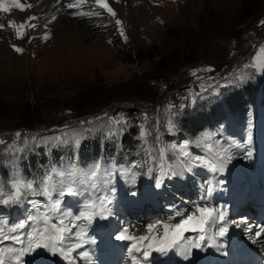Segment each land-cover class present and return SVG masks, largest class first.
<instances>
[{
    "label": "rangeland",
    "instance_id": "1",
    "mask_svg": "<svg viewBox=\"0 0 264 264\" xmlns=\"http://www.w3.org/2000/svg\"><path fill=\"white\" fill-rule=\"evenodd\" d=\"M122 1L126 11L121 16L117 12L112 16L106 11V15L100 14L98 18L94 7L88 15L83 13L82 21L58 23L50 18L48 27L52 26L48 32L41 27L30 28L32 20L27 25L29 19L10 21L0 15V36L12 54L0 56V166L12 165L17 158L19 166L24 162L22 168L28 165L32 170L27 180L41 177L47 181L37 187L38 192L49 199L47 215L57 224L61 219L64 221L59 226L68 230L67 243L80 245L69 252L75 264H93L79 252L81 245L99 240L101 249L108 250L111 240H118L116 237L122 229V235L130 229L128 221L134 224L132 228L138 229V238L155 230L149 231V225H159L156 232L161 237L165 224H180L187 219L184 205L188 206L187 200L200 196L204 202L207 186L201 187V183L195 182V178H208L204 158L190 152L188 142L178 138L165 143L166 152L176 156L172 165H168L171 170L166 177L160 161L153 163L150 192L138 185L135 176L131 177L125 168L111 164L90 165L80 186L83 165L90 159L100 158L103 150L116 147L118 138L128 129L137 127L141 142L146 137L157 139L162 134L169 135L180 119L186 122L192 117L195 104L198 107L205 100L213 102L203 108L211 122L216 119L226 124L230 118L235 125L242 123L247 127L223 133L230 146L227 151L231 152L251 146L257 150L256 138L248 126L252 125V119H264V109L258 112L259 107H252L255 101H264V83L252 72L264 69V51H261L264 49V0ZM65 2L61 5L65 6ZM92 12L95 16L89 15ZM35 13L39 18L50 17L39 9ZM117 19L120 25L116 24ZM46 33L48 38L44 39ZM15 48L22 51L16 52ZM83 142L84 151L76 148ZM125 142L121 144L124 157L135 156L126 138ZM226 145L220 150L223 161L213 159L219 180L227 172L220 173L218 167L229 157L224 156ZM186 151L194 158L186 156ZM180 155L190 161L184 164L187 177L179 165ZM50 157L54 165L60 160L62 165L69 161L76 172L72 173L70 165H66L51 173ZM252 161L250 155L243 164L251 165ZM232 169L227 172L228 177L229 174L243 176L239 167ZM13 182L7 181L4 188L0 187V201L13 194ZM217 186L220 190L218 182ZM238 186L241 188V182ZM23 189L22 198L35 191L26 184L24 192ZM174 190L176 196L172 193ZM61 191L65 194L60 195ZM110 191L114 204H105V208L112 211L103 213L110 229L104 227L97 231L92 219H84L80 214H92L93 209L86 205L93 201L95 213H101L97 197ZM36 199L15 202V206L28 205L26 216L16 212L7 215L0 210V243L3 242L0 245L19 249L20 245L7 237L18 234L24 240L30 224L39 227L48 221L49 217L45 219L44 211L37 204L29 206ZM56 200L60 201L59 212L52 208ZM169 215L173 217L165 220ZM231 218L238 217L231 215ZM19 223H25V228L13 234L11 227ZM43 228L46 227L40 229ZM138 238L131 241L138 245L141 242ZM8 253L13 255L5 245L0 246L4 264H12L5 255ZM117 264H122L119 255Z\"/></svg>",
    "mask_w": 264,
    "mask_h": 264
},
{
    "label": "bare ground",
    "instance_id": "2",
    "mask_svg": "<svg viewBox=\"0 0 264 264\" xmlns=\"http://www.w3.org/2000/svg\"><path fill=\"white\" fill-rule=\"evenodd\" d=\"M56 1L57 4H54ZM17 2L23 5L22 9L15 6ZM1 3L4 7L8 8V12H6L5 15L10 21H19L20 19L26 20L30 17H35L36 9L47 10V8L51 9L56 22L63 23L70 20L67 14L57 6L59 5L58 0H1ZM107 3L113 11L120 14V16L126 11V7L122 0H108ZM31 7H33V9H31ZM35 22L36 21L32 20L30 24L33 25ZM9 53L12 55L8 46H6L3 41V37L0 36V56L5 57ZM4 59L6 60V58ZM262 63H264V59ZM209 188H211L212 191L208 194L207 206L199 204L196 197H194L196 199L186 201L188 204V206L185 204L187 207L186 216L187 218L193 217V219L190 221L189 225L186 226L185 230H181L180 232L176 231L175 226L178 222L167 224L169 226V237L171 240H174V243L170 247L165 246L166 250L164 252H158L155 251L154 248L148 247L149 244L153 243V240H144V242H139V244L136 245V249L130 253L129 249L134 244L131 239L119 240L117 245H114L111 249L112 251H103L98 242L88 241L81 245L82 247L79 251L82 255L87 252L89 255L85 258L92 261L93 264H117L115 258H113V252L121 255L126 254V264H133L134 257L135 264H264V252L259 248H256L258 251L248 249L246 242L243 238L241 239L239 235L238 226H235L231 222V215H233V217L237 215L238 217L241 213L242 208L239 204L242 206L245 202V193L240 195L228 188V193L223 200V206L219 208L216 202V192L220 190H218L217 181L213 173L210 175ZM198 207H206L209 210H215L213 211L214 217L222 213L224 219L222 221L217 220L214 224L211 222L204 224L205 231L201 233L199 230L200 224L198 225L201 221V214L198 211ZM260 212L261 211L258 209L256 215ZM262 212L264 213V207L262 208ZM172 217L173 215H169L165 220H169ZM48 222L49 226L47 228L49 229L52 228V225H57L53 222L51 224L49 218ZM221 226L227 228L223 236L219 234V228ZM159 227V225L155 227V230L152 228V232L147 231L148 233L144 237L156 238V243L158 244V241L163 239L164 236V230L161 237L157 235L156 231ZM36 229H38V227L31 226L28 234L34 232ZM137 230L136 228L130 227L129 230L124 232L123 236L138 238ZM260 230L264 231V221L261 222ZM184 231H193L195 233L183 234ZM201 234L205 236L203 241L199 240ZM262 237L263 233L259 234L257 239L263 242L264 240ZM24 245L27 247V238L25 239ZM244 245L246 247H244ZM144 252L148 253L147 260L144 259ZM69 262L74 264L70 260L69 252H63L59 248H35L33 246L25 252L19 264H69Z\"/></svg>",
    "mask_w": 264,
    "mask_h": 264
},
{
    "label": "snow or ice",
    "instance_id": "3",
    "mask_svg": "<svg viewBox=\"0 0 264 264\" xmlns=\"http://www.w3.org/2000/svg\"><path fill=\"white\" fill-rule=\"evenodd\" d=\"M96 4L99 5L103 9H106L112 16L116 15V13L109 6V4L105 2V0H96ZM15 6L17 8H21V9L23 8V5L20 4L19 2H17ZM29 7H30V5H29ZM67 7L69 9H72L74 7H77V5L68 4ZM0 10H2L4 12H8V8L4 7V5L2 3H0ZM34 19H35V17H30L29 22L31 20H34ZM53 19H55V17ZM116 24L120 25L121 21L119 19H117ZM12 26L13 25L10 23L9 27H12ZM30 26L35 27V25H31V24H30ZM0 27H2V26H0ZM20 27H23V24ZM17 35L19 37V33H17ZM121 35L122 36L124 35V32L122 29H121ZM47 38H48V34L46 33L44 39H47ZM15 51L21 52L22 49L15 48ZM261 51H264V49H262ZM208 71H211V70L208 69ZM193 74L195 75V73H193ZM170 126H171V122H170ZM19 135H20V133H17V136H19ZM142 135H143V132H142ZM250 139H251V137H249V140ZM228 159H231V157H228ZM159 186L160 185L157 184V187H159ZM24 187H25V184L23 181H19V180L14 181L11 184V188L13 189V194L10 195L8 199H4V200L0 201V203L8 204L10 202H18L21 199V190ZM26 187L28 189H32L33 185L31 183H28L26 185ZM211 191H212L211 188L206 189V195L210 194ZM0 194H2V193H0ZM59 194L64 195L65 193L63 191H61ZM69 194H71V193H69ZM112 195H113V193L110 191L109 193L104 194L103 196L97 197V200L100 203V209H101L102 215L104 212L111 213V211H112L111 208H105V204L110 205L112 203V199H111ZM95 203L96 202L93 201V202H90L89 204L86 205V208H92L93 209L92 214H89L88 212H82L80 214V216L83 217L84 219L91 221L92 216L95 214V208H94ZM52 208L54 211L59 212L60 211V201L59 200L54 201L52 203ZM198 211L201 214L200 229H199L201 233H204V231H205L204 224L209 223V222L214 224L217 220L222 221L224 219L222 213H219L217 216L214 217L213 211H215V210H209L206 207H198ZM77 219H79V217H77ZM192 219H193V217H188L182 223L177 224L175 226L176 231L180 232L181 230H185L186 226L189 225V223ZM44 223L47 224L48 221L46 220ZM63 224H64V221L61 219V220H59L58 225H52L51 229H49L47 227L43 228V229L38 228V229L34 230V232L29 233L27 236V247H25V245H24L23 238L19 237V235L17 234L19 229L25 228V226H26L25 223H19L15 226L11 227V232L13 234H17V235H12L10 237H7V239H11L15 243H18L20 245V248L18 250L17 249H9V251L15 255L16 264H19L20 260L24 256L25 252L28 251V249L32 248L33 246L35 248H40V247H51L52 249L59 248L63 252H71V250L74 247H80L79 244L73 245V244L67 243L69 237L66 236L65 233L68 230L64 227L59 226V225H63ZM148 227H149V231H151L152 228L158 227V225H149ZM163 227H164V236H163V239L158 241V244L156 243V238H153V237L141 236L138 239L141 241L153 240V243L149 244L148 247L154 248L155 251H158V252H164L166 250L165 246L170 247L174 243V240H171L169 237V231H168L169 226L167 224H165ZM226 231H227V228L224 226H221L219 228V234L221 236H223ZM116 239H118V240H124V239L136 240L137 238L119 235L116 237ZM204 239H205V236L203 234H201L199 236V240L203 241ZM134 249H136V244L132 245V247L129 249V252L131 253ZM88 255L89 254L87 252L83 253L84 257H87ZM143 256H144L145 260L148 259V253L147 252H144ZM0 264H4V261L2 258H0ZM69 264H71V262H69ZM133 264H135V257L133 258Z\"/></svg>",
    "mask_w": 264,
    "mask_h": 264
},
{
    "label": "trees",
    "instance_id": "4",
    "mask_svg": "<svg viewBox=\"0 0 264 264\" xmlns=\"http://www.w3.org/2000/svg\"><path fill=\"white\" fill-rule=\"evenodd\" d=\"M201 117H202L201 115L197 114V115L192 116L190 119H187L186 122L184 121V119H180L178 121V125L181 128L184 127V129H186L187 131H191V130H189V128H193V127L199 128L201 126V119H200ZM191 126H193V127H191ZM138 135H139V130L137 127H132L130 129H128L127 133H125L123 140H124V142H125V138L128 140V145L130 146L129 148H132L131 150L135 151V149L138 147V143H139V140L137 138Z\"/></svg>",
    "mask_w": 264,
    "mask_h": 264
}]
</instances>
